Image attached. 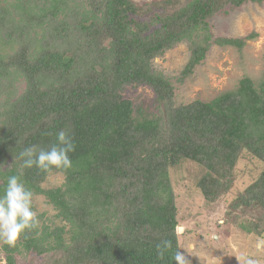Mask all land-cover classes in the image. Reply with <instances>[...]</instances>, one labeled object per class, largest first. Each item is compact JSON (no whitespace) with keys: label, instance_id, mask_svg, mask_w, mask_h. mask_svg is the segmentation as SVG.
I'll use <instances>...</instances> for the list:
<instances>
[{"label":"trees","instance_id":"16d2710c","mask_svg":"<svg viewBox=\"0 0 264 264\" xmlns=\"http://www.w3.org/2000/svg\"><path fill=\"white\" fill-rule=\"evenodd\" d=\"M263 1L186 0L145 21L133 0H0V192L22 173L64 221L3 244L6 264L16 254L32 264H175L182 235L171 170L181 159L199 165L194 186L206 203L225 199L249 170L228 206L264 235V69L208 101L176 103L171 77L152 66L186 42L189 58L174 77L183 82L213 45L240 51L257 33L216 35L210 19ZM129 85L151 88L156 110L134 115L122 94ZM60 130L75 143L72 167L23 168L19 154L49 148ZM51 172L63 181L44 187Z\"/></svg>","mask_w":264,"mask_h":264},{"label":"rangeland","instance_id":"374dc122","mask_svg":"<svg viewBox=\"0 0 264 264\" xmlns=\"http://www.w3.org/2000/svg\"><path fill=\"white\" fill-rule=\"evenodd\" d=\"M185 1L133 0L137 4L133 16L146 21L157 13H171ZM227 11L228 13H219L210 19L214 34L236 37L251 31L257 33L254 39L245 41L240 51L233 46L213 45L183 82L176 81L174 77L180 73L189 58L186 42L177 43L161 56L152 59L154 69L171 77L176 103H187L195 99L208 101L221 92L236 88L244 76L252 79L261 77L264 69V1L247 2ZM156 26L157 24L152 28ZM19 85L22 86V83ZM122 94L131 100L134 115H147L156 110L152 102L154 94L148 86L129 85ZM192 165L199 166L181 159L179 165L171 170L179 207L180 222L176 229L182 235L181 251L191 259V264H237L241 254L251 255L260 264H264V250L257 251L255 247L256 238L259 236L246 227V215L233 211L228 206V201L249 180V170V174H241L235 179L232 190L225 199L217 203H206L194 186V179L199 176L200 171ZM62 181V173L51 172L43 186H57ZM33 203L37 214H43L38 217V224L46 221L55 227L64 223L55 216V210L42 196H34ZM3 244L0 242V264H6ZM30 257L27 254H16L17 264H32Z\"/></svg>","mask_w":264,"mask_h":264},{"label":"clouds","instance_id":"9594fccd","mask_svg":"<svg viewBox=\"0 0 264 264\" xmlns=\"http://www.w3.org/2000/svg\"><path fill=\"white\" fill-rule=\"evenodd\" d=\"M56 143L47 149H39L36 145L25 148L19 157L23 160V168L33 166L50 170H68L72 167L69 153L75 150V143L64 130H60L56 136ZM33 191L28 188L22 179V173L10 175L3 191L0 192V242L11 247L16 245L20 236L28 230L38 226L37 212L33 210ZM157 255L163 258L171 242L162 241L157 246ZM255 247L257 251L264 250V236L256 238ZM173 260L175 264H191V259L182 251H177ZM237 264H260V261L246 254H241Z\"/></svg>","mask_w":264,"mask_h":264}]
</instances>
